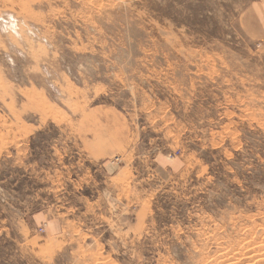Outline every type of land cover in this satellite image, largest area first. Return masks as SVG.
Returning a JSON list of instances; mask_svg holds the SVG:
<instances>
[{
    "label": "rangeland",
    "instance_id": "rangeland-1",
    "mask_svg": "<svg viewBox=\"0 0 264 264\" xmlns=\"http://www.w3.org/2000/svg\"><path fill=\"white\" fill-rule=\"evenodd\" d=\"M262 2L0 0V264H264Z\"/></svg>",
    "mask_w": 264,
    "mask_h": 264
},
{
    "label": "crops",
    "instance_id": "crops-1",
    "mask_svg": "<svg viewBox=\"0 0 264 264\" xmlns=\"http://www.w3.org/2000/svg\"><path fill=\"white\" fill-rule=\"evenodd\" d=\"M264 4V2H262ZM256 8V12L259 13L260 17H261V22L264 24V19L262 18L264 16V6L263 5H260V11H259V8L258 7H255ZM263 14V15H262Z\"/></svg>",
    "mask_w": 264,
    "mask_h": 264
},
{
    "label": "bare ground",
    "instance_id": "bare-ground-1",
    "mask_svg": "<svg viewBox=\"0 0 264 264\" xmlns=\"http://www.w3.org/2000/svg\"><path fill=\"white\" fill-rule=\"evenodd\" d=\"M262 250V249H261ZM229 262V261H228ZM263 263V262H262ZM241 264V263H240Z\"/></svg>",
    "mask_w": 264,
    "mask_h": 264
}]
</instances>
